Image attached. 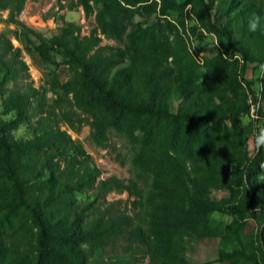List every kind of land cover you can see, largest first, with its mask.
Listing matches in <instances>:
<instances>
[{"label": "trees", "instance_id": "trees-1", "mask_svg": "<svg viewBox=\"0 0 264 264\" xmlns=\"http://www.w3.org/2000/svg\"><path fill=\"white\" fill-rule=\"evenodd\" d=\"M27 1L37 0H0V13L6 12L0 20L14 25L19 44L0 33V264H193L188 252L201 237L198 223L224 207L241 208L211 200L199 177L201 166L222 161L239 168L217 143L223 120L235 121L237 112L184 85L160 52L123 43L135 28L115 22L112 7L148 0H75L67 9L82 7L96 26L82 35L79 25L64 22L50 37L19 20ZM182 3L200 21L201 10L225 16L224 25L208 18L205 28L244 60L264 62V0ZM253 14L262 18L254 32L248 27ZM103 38L120 45L102 44ZM22 52L36 66H54L50 75L44 72V87L29 80ZM61 67L64 80L56 72ZM85 125L98 147L110 133L126 140L130 178H100L68 132ZM20 127L25 135L15 136ZM255 163L249 159L240 177L250 200L246 210L258 215L260 231L256 248L232 243L242 264H264V197L255 195L264 180H251ZM114 191L129 200H107ZM117 244L120 252L104 255ZM220 245L217 260L234 264L222 249L229 245L225 237Z\"/></svg>", "mask_w": 264, "mask_h": 264}, {"label": "rangeland", "instance_id": "rangeland-1", "mask_svg": "<svg viewBox=\"0 0 264 264\" xmlns=\"http://www.w3.org/2000/svg\"><path fill=\"white\" fill-rule=\"evenodd\" d=\"M74 1H27L18 18L45 37L58 34L64 22L79 25L82 35H87L96 26L94 15L85 17L82 7L67 9L66 6ZM174 1L176 4L166 0H148L135 5L120 3L121 7L127 8L123 10L113 6L112 14L115 15V22L125 25L131 23L130 27L133 25L135 28L130 37L124 36L123 43L127 42L138 49L160 52L167 57L166 62L175 68L184 85L208 96L222 109H229L230 112L235 109L234 112H237L235 121L223 120L221 129L217 131V143L229 150L231 161L236 160L240 164L239 168L234 169L230 161H222L211 167L201 166L199 177L208 189L211 200L222 206L234 202L241 208L230 212L224 207L221 211L205 215L197 227L201 237L196 242L193 241L188 257L193 264H228L217 260L221 238L225 237L229 245L222 249L231 253L228 255L235 259L234 264H242L241 250L236 249L239 241L256 248L260 231L258 215L246 210L245 202L250 200L240 175L250 159V162H256L251 180H264V147L259 150L252 148L254 136L264 127V85L261 84V80H264V62L260 59L244 60L243 54L229 47L226 39L218 38L205 28L208 18L218 27L224 25L227 21L225 16L212 10L208 17L201 10L204 19L200 21L192 12L191 5L183 4V0ZM0 18L5 19L6 12H1ZM14 28V25L0 20V33L11 39L14 46H19L13 38ZM102 44L120 45L117 41L106 38H103ZM242 48L248 52L251 46ZM21 59L28 66L29 80L33 85L37 88L44 87V72L50 75L55 69L54 66H36L24 52ZM56 72L60 74L61 80L66 78L62 67L57 68ZM47 98L51 101L49 93ZM68 132L84 147L94 165L101 170L100 178H130L128 160L131 148L123 137L110 133L106 146L98 147L89 138L88 126H82L77 133L70 130ZM24 133L25 129L20 127L14 135L20 136ZM202 153L200 150L199 155ZM261 194L255 192L258 197H264V189ZM106 198L109 201L129 200L126 193L116 191L109 193ZM122 249L123 245L117 244L113 248H107L104 255H111ZM140 264H146V260Z\"/></svg>", "mask_w": 264, "mask_h": 264}, {"label": "clouds", "instance_id": "clouds-1", "mask_svg": "<svg viewBox=\"0 0 264 264\" xmlns=\"http://www.w3.org/2000/svg\"><path fill=\"white\" fill-rule=\"evenodd\" d=\"M261 19L260 16L253 14L249 19V31H257L261 27ZM261 147H264V127L258 130L252 142L253 149L259 150Z\"/></svg>", "mask_w": 264, "mask_h": 264}]
</instances>
